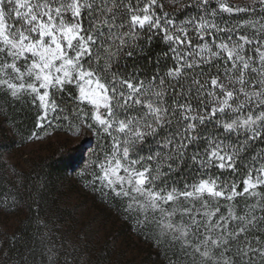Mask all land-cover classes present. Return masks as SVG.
I'll use <instances>...</instances> for the list:
<instances>
[{
  "label": "snow or ice",
  "instance_id": "obj_1",
  "mask_svg": "<svg viewBox=\"0 0 264 264\" xmlns=\"http://www.w3.org/2000/svg\"><path fill=\"white\" fill-rule=\"evenodd\" d=\"M165 9L0 0V130L28 143L91 136L82 187L158 264H264V0ZM157 41L165 49L153 57ZM26 107L41 112L27 131L17 114ZM46 187L28 193L36 235L16 264H91L41 216ZM23 202L0 192L5 208Z\"/></svg>",
  "mask_w": 264,
  "mask_h": 264
},
{
  "label": "rangeland",
  "instance_id": "obj_2",
  "mask_svg": "<svg viewBox=\"0 0 264 264\" xmlns=\"http://www.w3.org/2000/svg\"><path fill=\"white\" fill-rule=\"evenodd\" d=\"M188 2L175 0L172 4L171 0H164L165 10L180 12ZM223 2L242 5L248 0ZM154 44H159L161 51L165 49L159 41ZM17 114L27 131L35 128L41 112L26 107L23 111L17 109ZM95 147L91 136L71 138L60 133L42 142L28 143L23 134L0 130V192L6 195L17 191L24 197L19 209L0 204V264H16L19 252L33 244L36 224L29 210L33 199L28 193L35 191L34 184L45 181L47 187L35 197L41 216L62 237L79 245L86 262L158 264L156 251L124 222L115 208L107 206L90 188L82 187L80 173ZM36 176L41 178L39 182L34 180ZM21 236L23 239L13 240Z\"/></svg>",
  "mask_w": 264,
  "mask_h": 264
},
{
  "label": "trees",
  "instance_id": "obj_3",
  "mask_svg": "<svg viewBox=\"0 0 264 264\" xmlns=\"http://www.w3.org/2000/svg\"><path fill=\"white\" fill-rule=\"evenodd\" d=\"M159 47V44H154L153 47L150 49L151 55L153 57L159 55L161 53V49L157 48ZM130 64L132 63L131 61L129 62ZM141 63H146V61H141Z\"/></svg>",
  "mask_w": 264,
  "mask_h": 264
}]
</instances>
